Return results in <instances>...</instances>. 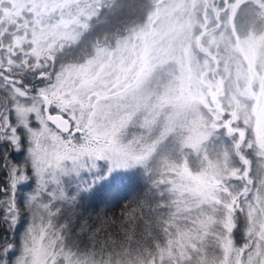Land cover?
<instances>
[{"label":"rangeland","instance_id":"rangeland-1","mask_svg":"<svg viewBox=\"0 0 264 264\" xmlns=\"http://www.w3.org/2000/svg\"><path fill=\"white\" fill-rule=\"evenodd\" d=\"M112 2L0 0V77L40 88L44 105L47 96L58 109L51 116L71 126L60 131L45 107L34 136L40 187L21 192L29 208L21 210L25 225L16 239L20 264L113 259L88 247L75 225L71 235L62 232L44 195L74 162L101 153L157 175L171 195L174 219L166 228L176 222L183 228L184 214L217 219L222 208L211 205L217 155L223 162L238 144L256 181L241 197L243 223L264 230V213L245 215L248 203L259 208L257 167L264 155V0H152L141 24L99 42L81 62L54 66L58 53L76 44ZM175 241L179 251V235ZM119 259L132 264L126 254Z\"/></svg>","mask_w":264,"mask_h":264},{"label":"snow or ice","instance_id":"snow-or-ice-1","mask_svg":"<svg viewBox=\"0 0 264 264\" xmlns=\"http://www.w3.org/2000/svg\"><path fill=\"white\" fill-rule=\"evenodd\" d=\"M41 91L23 79L4 83L0 77V225L7 226L0 227V264H20L16 239L25 225L21 210L27 213L29 208V197H21V192H35L40 187L34 136L45 111ZM56 111L54 106L48 108L49 115ZM235 147V154L226 153L223 162L217 155L219 174L215 179L219 183L212 189L211 200L213 208H222L217 219L202 221L203 213L191 218L184 214L183 228L179 222L169 223L156 243L138 251L139 259L132 256V251L138 249L143 227L154 220L161 206L150 176L140 189L141 177L134 161L101 153L74 162L60 177L59 186L55 190L50 186L44 195L50 210L54 209V217L60 220L56 226L70 235L73 226H78L77 236L87 234L88 247L95 248L97 241L102 243L113 258L107 264H121L122 254L128 255L132 264H264V230L246 220L241 231L237 222L244 212L241 197L248 196V184L256 181L251 179L252 161L238 144ZM257 172L260 187L255 201L259 208L248 203L245 215L249 218L264 213V155ZM178 235L182 242L179 251L175 241Z\"/></svg>","mask_w":264,"mask_h":264},{"label":"trees","instance_id":"trees-1","mask_svg":"<svg viewBox=\"0 0 264 264\" xmlns=\"http://www.w3.org/2000/svg\"><path fill=\"white\" fill-rule=\"evenodd\" d=\"M152 5V0H113L111 6L103 10L99 16L91 22L89 30L82 34L80 40L58 53L54 66L58 64L69 62L78 63L83 59L90 56L95 49L96 45L106 39H112L119 35H122L128 29L141 24L147 17ZM137 176L141 177L140 189L145 187L146 175L137 171ZM152 188L155 195L158 198L161 211L155 216L154 220H150L143 227V238L137 241L138 251L147 250L150 245L157 242L156 237L164 235V229H166L169 216L172 214V201L171 195L168 190L159 183L157 175L150 176ZM163 197V199H159ZM237 222L241 226V231L244 229L243 217L240 214ZM0 227H7L6 225H0ZM78 230V226L75 227ZM75 233L77 231H74ZM11 235V234H10ZM86 235L82 238V241L87 242ZM239 236V234H238ZM94 252L108 254L107 248L103 246L99 241L96 242V247H90Z\"/></svg>","mask_w":264,"mask_h":264},{"label":"water","instance_id":"water-1","mask_svg":"<svg viewBox=\"0 0 264 264\" xmlns=\"http://www.w3.org/2000/svg\"><path fill=\"white\" fill-rule=\"evenodd\" d=\"M44 100H45V107L46 110L48 112V108L50 106L49 100L47 96H43ZM49 120L50 122L56 127L58 128L60 131H62L63 133H67L70 131V122L67 118L63 117V116H51L49 115ZM72 133H75L76 130H72Z\"/></svg>","mask_w":264,"mask_h":264}]
</instances>
